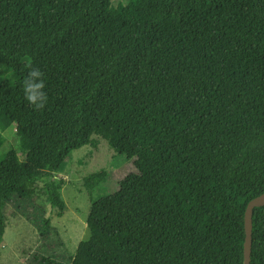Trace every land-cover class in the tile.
Here are the masks:
<instances>
[{
  "label": "trees",
  "instance_id": "trees-1",
  "mask_svg": "<svg viewBox=\"0 0 264 264\" xmlns=\"http://www.w3.org/2000/svg\"><path fill=\"white\" fill-rule=\"evenodd\" d=\"M29 65L67 92L23 147L141 144L113 192L93 194L105 171L88 177L72 264H245L246 208L264 192V0H0L3 130L31 106ZM40 178L0 151V242L13 194L66 209L64 179ZM251 264H264V205Z\"/></svg>",
  "mask_w": 264,
  "mask_h": 264
},
{
  "label": "rangeland",
  "instance_id": "rangeland-1",
  "mask_svg": "<svg viewBox=\"0 0 264 264\" xmlns=\"http://www.w3.org/2000/svg\"><path fill=\"white\" fill-rule=\"evenodd\" d=\"M118 1L127 0H114ZM6 73L1 70L0 80ZM44 92L47 102L42 109L31 105L12 126L5 130L0 128V151L15 150L27 167L41 177L40 184L48 176L64 179L62 193L66 209L60 215L59 209L41 194L32 198L13 194L5 207L7 227L0 242V264H49L50 261L72 264L79 243L90 235L88 177L105 171V180L93 187V194L113 192L119 180L132 169L131 162L141 148V144L130 145L128 152L120 155L98 136H95L97 145L88 144L67 157L41 141L23 147V137L33 122L57 96L67 92V87L54 78L47 83Z\"/></svg>",
  "mask_w": 264,
  "mask_h": 264
},
{
  "label": "clouds",
  "instance_id": "clouds-1",
  "mask_svg": "<svg viewBox=\"0 0 264 264\" xmlns=\"http://www.w3.org/2000/svg\"><path fill=\"white\" fill-rule=\"evenodd\" d=\"M28 67V75L23 81L22 90L24 92V98L35 109H42L47 102V97L44 92V74L39 68H33L31 65Z\"/></svg>",
  "mask_w": 264,
  "mask_h": 264
},
{
  "label": "water",
  "instance_id": "water-1",
  "mask_svg": "<svg viewBox=\"0 0 264 264\" xmlns=\"http://www.w3.org/2000/svg\"><path fill=\"white\" fill-rule=\"evenodd\" d=\"M264 205V192L253 198L247 205L245 213L246 239L244 244L245 264H251L252 238H253V213L254 208Z\"/></svg>",
  "mask_w": 264,
  "mask_h": 264
}]
</instances>
